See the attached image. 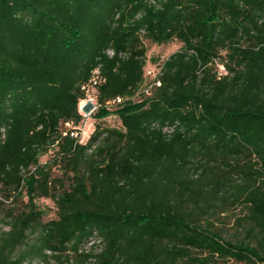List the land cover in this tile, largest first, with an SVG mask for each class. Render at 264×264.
<instances>
[{"label":"trees","instance_id":"trees-1","mask_svg":"<svg viewBox=\"0 0 264 264\" xmlns=\"http://www.w3.org/2000/svg\"><path fill=\"white\" fill-rule=\"evenodd\" d=\"M2 191L0 264H264V0H0Z\"/></svg>","mask_w":264,"mask_h":264},{"label":"rangeland","instance_id":"rangeland-1","mask_svg":"<svg viewBox=\"0 0 264 264\" xmlns=\"http://www.w3.org/2000/svg\"><path fill=\"white\" fill-rule=\"evenodd\" d=\"M144 44L147 48L146 52V64L144 67V76L145 81L143 86L146 85L153 77L155 73L158 72L160 64L167 59L171 54L176 52L181 44L177 41H173L167 44H152L149 41H144ZM92 124V125H91ZM90 125V126H89ZM99 125L101 127H120V121L117 115L111 112L107 117L103 118L101 121L96 120L93 116L90 119L84 121L81 120L78 128H81V131H85L84 139L87 140L88 136L92 133L93 129ZM88 135V136H87ZM80 138V134L79 137ZM82 138V135H81ZM80 138V139H81ZM53 154V149H51L46 155H43L40 158L41 163L47 162ZM59 174V173H55ZM0 200L3 202L0 206V226L3 227V220L7 212L9 211H20L24 208L26 202V196L22 195L21 197H8L5 191L0 193ZM37 207L43 212V221H49L56 218V207L52 200L46 198H40L35 201ZM7 230V227L3 228ZM24 264H42L41 262L34 260L31 263L25 262ZM50 264H56L54 261H51Z\"/></svg>","mask_w":264,"mask_h":264},{"label":"built area","instance_id":"built-area-1","mask_svg":"<svg viewBox=\"0 0 264 264\" xmlns=\"http://www.w3.org/2000/svg\"><path fill=\"white\" fill-rule=\"evenodd\" d=\"M109 54H112V53L109 52ZM218 74L219 75L225 74V69L221 65L218 66ZM154 75H153L152 79L154 78ZM103 81H104V79L101 76L99 69L96 68L92 71V74H91L89 81L81 87L82 91L84 92V96H83V98H81L79 100L77 109H78V113L80 114V116L82 118V121H84L86 119H90L94 115V113L97 111V109L99 107V104L97 103V87ZM153 84L158 86L159 82L156 81ZM116 101L119 102L120 99L117 98ZM65 126L71 130L70 136L78 139L79 143L85 142V140H83L85 131H81V128H78V126L73 127L72 124H70V123H66ZM79 134H80V138L82 135L81 139L78 138Z\"/></svg>","mask_w":264,"mask_h":264}]
</instances>
